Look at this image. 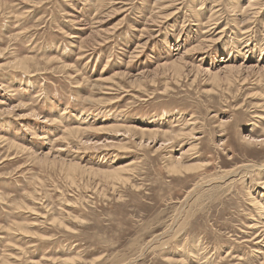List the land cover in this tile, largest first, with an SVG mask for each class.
Here are the masks:
<instances>
[{"label":"rangeland","instance_id":"374dc122","mask_svg":"<svg viewBox=\"0 0 264 264\" xmlns=\"http://www.w3.org/2000/svg\"><path fill=\"white\" fill-rule=\"evenodd\" d=\"M248 3L0 0V264H264Z\"/></svg>","mask_w":264,"mask_h":264},{"label":"bare ground","instance_id":"6f19581e","mask_svg":"<svg viewBox=\"0 0 264 264\" xmlns=\"http://www.w3.org/2000/svg\"><path fill=\"white\" fill-rule=\"evenodd\" d=\"M98 2L99 1H102V0H97ZM250 1V3H248L249 4V8L251 9V10H254V9H256L258 12H260V10L263 8L261 5H260V0H249ZM240 4V3H239ZM182 59V58H181ZM174 61H176L175 59H174ZM182 63V62H181ZM173 66V68L176 70V71H181L180 69H181V65H179V64H174V65H172ZM259 66V65H258ZM262 66V65H261ZM167 67V66H166ZM263 67V66H262ZM262 67H259V68H262ZM264 69V68H263ZM199 70V69H198ZM228 70H230V68L229 69H227L226 71H228ZM183 74V73H182ZM212 74H213V72H212ZM177 76V75H176ZM216 76V75H215ZM227 76V75H226ZM216 78H218V76H216ZM220 78V77H219ZM229 78V77H228ZM227 79V78H226ZM228 81H229V79H228ZM132 129V128H131ZM140 129H142V128H140ZM77 130V129H76ZM130 129L127 127L126 129H125V131H129ZM146 130H148V129H146ZM142 131V130H141ZM144 131V130H143ZM148 131H152V130H148ZM154 131V130H153ZM155 132H157V130L155 131ZM150 134H152V132H149ZM145 134V133H144ZM159 134V133H158ZM146 135V134H145ZM160 135V134H159ZM169 135V134H168ZM152 136V135H151ZM154 136V135H153ZM153 138V137H152ZM141 143V142H140ZM126 146V145H125ZM182 158V157H181ZM177 163H179V160L174 164V163H172V169H173V167L175 168V171H179V170H181L182 168H184L185 169V171H187V170H190V169H192L193 168V166L192 165H186V166H181V165H179V164H177ZM180 166V167H179ZM123 170V169H122ZM121 169H119V168H117V169H115V170H110V171H102V172H104L105 174L106 173H110V174H112V178H114V180L116 179V180H120V179H122L121 178V171H122ZM105 178V177H104ZM113 180V179H112Z\"/></svg>","mask_w":264,"mask_h":264}]
</instances>
